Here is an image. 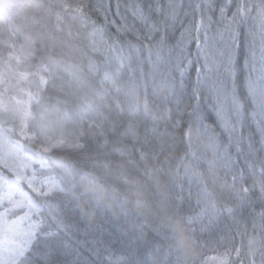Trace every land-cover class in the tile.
<instances>
[{
  "label": "trees",
  "instance_id": "trees-1",
  "mask_svg": "<svg viewBox=\"0 0 264 264\" xmlns=\"http://www.w3.org/2000/svg\"><path fill=\"white\" fill-rule=\"evenodd\" d=\"M109 2L112 11L104 24L95 8ZM129 2L0 1V125L21 142L31 165L27 174L34 168L37 183L47 179L58 186L54 198L61 207L67 204L69 219L80 228L68 241L73 249L89 246L99 229L111 242L113 261L130 256L145 264H178L180 256L179 264H200L217 254L220 237L226 244H240L232 239L231 221L217 217L210 233L196 227L197 254L184 257L176 231L183 227L192 234L185 216L198 210V197L230 198L221 191L230 183L223 151L209 143V132L189 115L188 95L173 91L175 72L169 58L161 56L159 35L149 39L134 23L126 11ZM141 2L147 6L150 0ZM122 17L127 27L118 33L111 22L120 23ZM181 19L188 24L192 17L181 14ZM217 24L208 33V51L219 59L212 47L224 46L215 38ZM241 32L238 84L247 116L245 77L251 76L257 97L264 94V79L256 81L261 77L258 49L244 66L242 27ZM191 50L196 60L195 44ZM206 115L215 122L210 109ZM251 131L246 121L244 132ZM174 160L166 170L164 165ZM208 264L217 262L209 259Z\"/></svg>",
  "mask_w": 264,
  "mask_h": 264
},
{
  "label": "snow or ice",
  "instance_id": "snow-or-ice-1",
  "mask_svg": "<svg viewBox=\"0 0 264 264\" xmlns=\"http://www.w3.org/2000/svg\"><path fill=\"white\" fill-rule=\"evenodd\" d=\"M119 8L117 2V15ZM95 10L102 22L108 24L111 2L98 4ZM126 11L135 24L145 29L149 39L155 40L159 35L161 56L169 58L175 72L170 86L173 91L188 95L189 115L195 116L209 132V143L223 151L230 183L222 187L231 192L230 198L217 202L198 197V210L188 213L185 221L194 232L198 226L201 233H210L217 217H225L234 230L232 239L239 238L240 244H226L220 237L219 247L214 249L217 254L205 257L200 264H208L209 259L217 264H264V94L257 97L251 87V76L245 77L250 104L246 116L245 97L238 84L241 24L249 18L255 22L256 31L244 33V66L248 67V55L256 58L258 49L264 70V0H188L187 7L185 0H150L147 6L141 0H130ZM181 14L192 20L185 24ZM125 20L122 17L120 23L112 21L111 26L119 33L127 27ZM213 24H217L215 38L224 45L212 46L219 59L208 51V33ZM193 44L196 60L192 58ZM193 69L195 80H191ZM209 109L215 122L207 118ZM246 121L252 125L248 134L244 132ZM217 126L219 132L215 130ZM0 167H5L14 178L0 173V264H145L130 256L118 261L110 259L111 242L99 229L89 246L78 245L73 249L68 241L80 228L69 219L67 204L61 207L54 198L58 186L47 179L37 183L35 169L31 176L25 171L30 164L20 168L6 165L2 154ZM188 195L191 198V192ZM183 200L181 194L178 203L182 205ZM200 244L207 247V241L201 240ZM156 250L159 251V246ZM181 259L177 256L178 264Z\"/></svg>",
  "mask_w": 264,
  "mask_h": 264
},
{
  "label": "rangeland",
  "instance_id": "rangeland-1",
  "mask_svg": "<svg viewBox=\"0 0 264 264\" xmlns=\"http://www.w3.org/2000/svg\"><path fill=\"white\" fill-rule=\"evenodd\" d=\"M0 154H2L3 163L6 165L20 168L25 163L29 164V158L23 153L21 142L19 141L16 142L12 140L9 137L7 129L3 128V126L1 125H0ZM2 168L6 169L5 167H0V173H3L9 179H14L7 170L3 172Z\"/></svg>",
  "mask_w": 264,
  "mask_h": 264
},
{
  "label": "clouds",
  "instance_id": "clouds-1",
  "mask_svg": "<svg viewBox=\"0 0 264 264\" xmlns=\"http://www.w3.org/2000/svg\"><path fill=\"white\" fill-rule=\"evenodd\" d=\"M225 195L231 194L227 188H221ZM176 231L180 235V250L184 257H194L197 254V241L195 239L194 231L191 229L192 234L189 235L185 232L183 227H176Z\"/></svg>",
  "mask_w": 264,
  "mask_h": 264
},
{
  "label": "bare ground",
  "instance_id": "bare-ground-1",
  "mask_svg": "<svg viewBox=\"0 0 264 264\" xmlns=\"http://www.w3.org/2000/svg\"><path fill=\"white\" fill-rule=\"evenodd\" d=\"M241 27L244 29V32H246L248 30H251L252 32H255L256 31L255 22L251 18H249L246 23H242L241 24ZM253 69H255V70H253ZM257 69H258L259 74L262 76V68L261 67H258ZM249 71H251L252 73H253V71L256 72V68H250ZM241 74H242V76H245L246 69H243L242 68ZM256 81L257 82H260L261 79L258 80V78H257ZM176 162H177L176 160H174L172 162H168L167 164L164 165V168L166 170H170L171 169V166H173V164L176 163Z\"/></svg>",
  "mask_w": 264,
  "mask_h": 264
}]
</instances>
